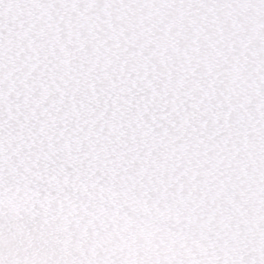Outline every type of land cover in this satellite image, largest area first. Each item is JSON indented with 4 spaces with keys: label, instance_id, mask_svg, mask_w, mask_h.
I'll use <instances>...</instances> for the list:
<instances>
[{
    "label": "snow or ice",
    "instance_id": "1",
    "mask_svg": "<svg viewBox=\"0 0 264 264\" xmlns=\"http://www.w3.org/2000/svg\"><path fill=\"white\" fill-rule=\"evenodd\" d=\"M0 264H264V0H0Z\"/></svg>",
    "mask_w": 264,
    "mask_h": 264
}]
</instances>
